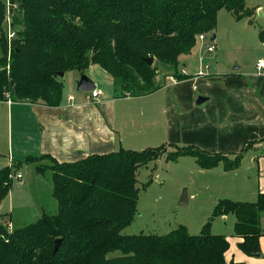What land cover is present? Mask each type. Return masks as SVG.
I'll list each match as a JSON object with an SVG mask.
<instances>
[{
  "label": "trees",
  "instance_id": "1",
  "mask_svg": "<svg viewBox=\"0 0 264 264\" xmlns=\"http://www.w3.org/2000/svg\"><path fill=\"white\" fill-rule=\"evenodd\" d=\"M15 36L6 57L0 26V100L58 106L63 82L59 73L84 72L95 64L120 82L123 94L142 95L160 87L156 62L177 65L191 52L198 35H212L217 13L234 19L256 15L245 0H9ZM0 1V23L4 17ZM257 30L264 44V3ZM145 58H152L148 65ZM175 72L177 78L183 74ZM171 148V149H170ZM164 156L175 161L194 157L201 168L219 162L224 170L238 166L233 158L199 147L163 143L141 150L119 149L58 163L49 155L27 156L36 171L50 169L54 214L7 230L0 225V264H226L229 239L209 232L210 220L232 213L238 247L246 255L260 253L264 235L260 213L264 193L253 202L218 199L198 234L178 224L163 234H125L138 212L137 173ZM49 159L51 164H41ZM12 169H0V202L11 185ZM56 239H61L53 253ZM117 255L109 256L110 253ZM232 264V263H231ZM234 264V263H233Z\"/></svg>",
  "mask_w": 264,
  "mask_h": 264
},
{
  "label": "crops",
  "instance_id": "2",
  "mask_svg": "<svg viewBox=\"0 0 264 264\" xmlns=\"http://www.w3.org/2000/svg\"><path fill=\"white\" fill-rule=\"evenodd\" d=\"M262 9L263 6L257 7L255 13ZM223 10L231 14L221 9L217 17ZM202 41L204 43V39ZM219 46L221 48V44ZM259 46L263 56L256 61L264 59V44L260 40ZM179 58L174 69L184 78H177L174 70L169 73L168 83L167 77H163L160 87L147 94H122L120 82L92 64L84 73L101 90L98 97H92L90 91L75 93L77 82L74 87L64 80L58 106L0 100V153H6L0 167L9 166L13 172L19 171L22 164L26 165L23 160L27 156L49 155L62 163L119 149L141 150L163 143L193 145L231 158L241 153L238 166L231 170H224L221 162L208 169L195 164L198 170L206 171L203 178L209 177L213 186H222L219 196L234 201H255L259 193H264V72L257 70L255 61L244 66L238 62L233 68L208 75L201 68L187 70L184 58ZM72 71L65 72L62 78ZM77 72L80 77L81 72ZM199 97L203 99L197 103ZM31 164L36 170V164ZM46 170L51 173L50 169ZM217 200L201 211L197 230ZM3 202L0 210L5 206ZM44 214L42 210L38 215ZM7 217L6 222H10L13 229L9 213L2 214L1 221ZM133 222L123 229L125 234L149 233L145 230L147 226L143 227V218ZM234 222V214L228 213L216 216L210 226V233L223 234L229 239L226 264H264V235L259 239L260 253L246 255L238 247L241 238L234 234ZM220 228L225 229L226 234Z\"/></svg>",
  "mask_w": 264,
  "mask_h": 264
},
{
  "label": "rangeland",
  "instance_id": "3",
  "mask_svg": "<svg viewBox=\"0 0 264 264\" xmlns=\"http://www.w3.org/2000/svg\"><path fill=\"white\" fill-rule=\"evenodd\" d=\"M0 1L4 4L5 8L0 26L6 37L4 20L7 18V15L11 18V11L6 6L7 0ZM245 3L247 7L256 9L259 6H263L264 0H245ZM260 24L261 20L257 17V14L253 16L252 23H250L246 18L235 20L231 14L223 10L218 14L217 27L214 31L217 39L210 40V36L204 34V43L197 39L195 47L192 48L190 53L181 55V59L184 58L183 61L186 63L187 70L188 68H201L208 75L215 74L216 70L218 72L227 68H233L239 65L238 62L243 66L249 65L255 62L257 57L263 56L261 50H259L260 46L257 36ZM5 43L6 57H9L11 45L9 47L7 40ZM220 44L221 48H219ZM209 45L216 46L214 52L207 51ZM1 55L2 49L0 46ZM155 65L160 71L159 79V72H157V81L159 82L163 77H167L168 83L169 73L175 70L174 65L166 62H156ZM164 73L167 76H163ZM79 74L76 70L68 72L62 78V82L65 80L70 86L74 85L75 87V82L79 80ZM75 93L89 92L75 90ZM14 147L15 142L13 143V150ZM4 156H6V153L1 152V164L5 162ZM164 156L149 162L148 166L141 167L138 170L136 176L137 187L139 188L138 214L134 218L133 223L135 221H142L143 218L145 224L143 227L147 226L146 232L158 234H163L169 228H173L174 225L182 223L186 225L188 232L196 230L194 233H190L198 234L203 225L209 221L214 206L208 218L197 230L196 226L199 224V218L202 217L201 211L213 204L215 199L232 198L218 195L222 186L220 184L213 186L209 182V177L203 178V173L206 171L198 170L199 168L195 164L196 161L192 157H180L175 161H167ZM40 163L51 164L52 162L49 159H42ZM33 166L31 163L22 164L19 171H16L22 174L20 179H18L16 172H12L11 174V185L7 196H5V202L2 201L5 197L0 202V204L3 202L5 205L0 210V223H3L5 229H7L6 221L8 217L4 221L3 219L1 221V215L4 213H9L13 229H15L38 220L41 217V215H38L39 211L43 210L46 214H51L53 210L55 212L56 202L52 196L51 173L48 170H43L37 174ZM185 189L187 191L188 202L181 205L179 204V200ZM139 213L142 217L139 216ZM213 219L210 220V226ZM210 226L208 228L209 232L211 231ZM260 226L264 227V211L260 213ZM7 230L10 231L12 229ZM220 230H222L221 232H226L225 229L220 228ZM117 254L118 252H113L109 256Z\"/></svg>",
  "mask_w": 264,
  "mask_h": 264
},
{
  "label": "water",
  "instance_id": "4",
  "mask_svg": "<svg viewBox=\"0 0 264 264\" xmlns=\"http://www.w3.org/2000/svg\"><path fill=\"white\" fill-rule=\"evenodd\" d=\"M262 15H263V12L261 10L257 11V17L258 18H261ZM214 38H215V34L210 35V40H213ZM144 60L148 65H151L153 63L152 58H145ZM63 75H64L63 72L59 73L60 77H62ZM94 87H95V84H94L93 80L90 77H88L84 72H82L80 77H79V80L77 81L76 90L87 92V91H91ZM202 99H203L202 97H199L196 102L200 103L202 101ZM187 200H188V196H187V191L185 189L183 191V194L180 197L179 204H181V205L186 204ZM60 242H61V239L55 240L53 253L57 250Z\"/></svg>",
  "mask_w": 264,
  "mask_h": 264
},
{
  "label": "built area",
  "instance_id": "5",
  "mask_svg": "<svg viewBox=\"0 0 264 264\" xmlns=\"http://www.w3.org/2000/svg\"><path fill=\"white\" fill-rule=\"evenodd\" d=\"M7 7H9L10 9V3H9V0H7ZM4 25H6V38H7V41H8V44H9V47H10V41L11 39H13V37L15 36V31L12 27V20L10 17H8L7 15V18L4 20ZM198 39L200 41H202L203 39H205V35L204 34H200L198 35ZM214 50V45H209L207 47V51L208 52H212ZM257 70H260V71H263L264 72V59H258L256 61V64H255ZM101 94V90L99 88H97V86L95 85V87L90 91V95L92 97H98L99 95ZM70 100H72V96L69 97ZM21 176L20 173H17V177L19 178ZM6 227L7 229H11V224L10 222H7L6 223Z\"/></svg>",
  "mask_w": 264,
  "mask_h": 264
}]
</instances>
